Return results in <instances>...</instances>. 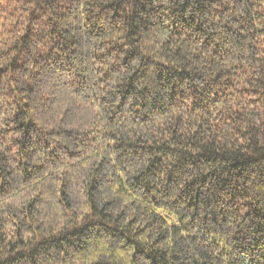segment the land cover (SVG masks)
<instances>
[{"label":"trees","instance_id":"16d2710c","mask_svg":"<svg viewBox=\"0 0 264 264\" xmlns=\"http://www.w3.org/2000/svg\"><path fill=\"white\" fill-rule=\"evenodd\" d=\"M0 264H264V0H0Z\"/></svg>","mask_w":264,"mask_h":264}]
</instances>
